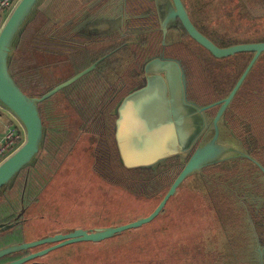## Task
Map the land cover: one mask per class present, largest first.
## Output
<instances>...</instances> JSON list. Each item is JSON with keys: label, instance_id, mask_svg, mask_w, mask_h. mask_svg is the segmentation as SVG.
Listing matches in <instances>:
<instances>
[{"label": "water", "instance_id": "1", "mask_svg": "<svg viewBox=\"0 0 264 264\" xmlns=\"http://www.w3.org/2000/svg\"><path fill=\"white\" fill-rule=\"evenodd\" d=\"M126 1L107 0L104 5H100V9H94L92 13L88 10L92 4L83 7L80 17L74 16L69 20L70 36L65 39H81L79 45L88 46L98 39L114 41L122 38V29L130 22L122 16V5ZM146 1L151 3L152 8L149 7L138 17L149 13L154 16L157 24L155 30L162 34V47L184 43V36L187 35L213 57L222 58L239 52H250V61L227 97L221 101L217 114L211 115L192 93L190 66L185 59L165 55L163 52L145 56L133 70L134 75H137L135 83L127 85L108 112L107 117L110 116L111 119L106 128L113 144V153L123 169L153 174L173 162L177 164L180 171L162 199L149 214L125 224L88 229L71 228L0 248L1 258L10 253L45 245L2 264H24L59 247L79 242H99L141 227L159 215L167 201L189 176L200 175L204 168L235 157L251 159L243 143L229 130L223 113L254 62L264 53V41L219 47L193 25L182 0ZM45 5L46 0H18L0 29V106L13 115L25 133L22 144L0 163V192L11 186L18 173L40 154L45 126L39 104L91 71H98L104 77L99 72V64L112 54L98 56L102 51L91 52L90 64L86 68L42 95L23 92L9 71V60L16 53L19 36L33 13ZM115 8L118 17L111 12ZM128 43L123 42L119 47L126 44L128 46ZM23 212L24 207L21 206L16 214L0 220V233L23 222L20 219ZM246 247V250H241L244 255L240 260L242 263L264 264V245L256 236H251Z\"/></svg>", "mask_w": 264, "mask_h": 264}, {"label": "trees", "instance_id": "2", "mask_svg": "<svg viewBox=\"0 0 264 264\" xmlns=\"http://www.w3.org/2000/svg\"><path fill=\"white\" fill-rule=\"evenodd\" d=\"M65 1L66 0H46L45 7L33 13L31 20L19 36L16 45V53L13 54L9 60V71L12 77L22 91L27 94L42 95L59 83L74 76L77 72L90 64V59L87 58L88 55L86 51L78 50L79 40L77 41L74 38L72 40L65 39L70 36L69 21H65L63 24L66 28L61 26L59 27L60 29L52 30L49 27L50 22L54 23L56 15H60V12L66 8L70 0H68L67 3ZM182 1L190 17L193 16L192 5H194V3L197 7L210 6L213 14L212 25L218 24L219 22H221L223 26L227 23L232 25L239 23L242 25V22L245 20H250L248 21V27L250 28H252L253 24L254 26L257 24V33L255 32L252 37L223 35L221 34L222 30H219L221 29L219 27L221 24L214 28L210 27L208 30H202L204 28L199 25L200 28L198 29L212 42L221 47L240 42H253L264 39V31H262V26L264 25V0H258L260 4H258L259 9L254 18V23L253 18H248L246 15L245 17L239 12V8L236 4L237 1V3L242 6V9L246 10V0ZM92 3L93 2H89V4ZM91 7L92 5L90 8ZM214 12H216V14ZM206 14H208V10ZM59 18H61V15L58 19ZM63 30L67 31L64 32ZM194 44L196 49L193 50L194 57L192 62L196 72H191V77L194 76L193 80H190L191 86L193 87V82L195 80L197 82L200 81L198 84H195L197 88L202 86L209 88L210 85V87H212V92H218L219 95L223 94L225 96L249 62L252 54L242 52L227 58H214L204 48L197 45L195 42ZM60 63L69 64L71 72L59 75L60 72L57 65ZM227 63L229 64L228 66L219 69L223 70L222 75L225 76V81L211 80V74L208 71L212 69L213 72H216L218 70H216L217 66L215 67V65H225ZM101 81L102 79L99 73L97 71H91L39 104V112L45 126V140L41 151L42 153L40 152L31 165L18 173L11 186H7L0 192V220L10 218L13 215L11 214L13 211L20 210L21 205L24 207L23 215L20 218L23 222H18L12 228L0 233V248L34 240L47 234H54V232H43V230L29 233L28 229L29 225L34 226L37 223L47 220V217L43 215L41 211H38V206L40 205L44 190L55 176H72L71 174H77L76 172L83 173L84 175L89 174L96 178L98 187L102 191L114 188L118 190V192L125 193L137 201L149 203L147 208L149 214L162 199L171 182L179 173L180 169L174 162L153 174L127 171L118 165L116 156L113 153V144L106 128L107 116H104L103 122L101 117H93L96 105L89 96L91 92H94V86L99 85ZM251 106L254 108L259 107V113L254 112ZM231 107L230 115L235 114L237 117H249L248 113H254L257 117L260 114L263 117L264 53L258 57L238 89L231 102ZM223 117L229 126L230 124L226 119L225 113H223ZM249 122L252 125H259L258 122H253L252 118ZM93 125L95 126V130L92 128ZM231 131L234 133L233 130ZM245 131H248V134L252 137L250 138L251 142L254 144L257 143V139L250 134V131L253 130ZM254 131L257 133L256 135L259 139L263 137L264 130ZM234 135L238 138L235 133ZM71 143L73 144L69 147ZM66 149H68V153L65 154L64 152ZM79 154L84 157L82 161L76 160V156L78 157ZM239 159L247 158L241 156L235 157L214 166L224 167L225 164ZM207 168L208 167L204 168L200 175L189 176L183 182V185H181L175 194L167 201L159 215L151 222L155 223L160 217H168V206L170 201L179 198L184 202V212L193 210L188 207L191 204L200 206L201 211L197 215V223L193 229L199 228L202 231L207 225L208 218L205 215L203 204L199 205L198 203L204 200V195L206 194L204 186L206 184L205 170ZM68 180L73 181L72 178ZM186 204L187 207L185 206ZM35 219L37 220L35 221ZM71 228L80 227L69 226L60 229L59 232ZM138 228L131 229V231H135ZM227 232L229 231L227 230ZM253 233L250 232V229H246L245 237L247 244L241 246L240 251L246 250L251 236L254 235ZM255 234L260 236L258 232H255ZM195 236L199 239L198 234L194 235V238ZM191 238L190 236L189 239L192 240ZM176 246L178 245L175 243L174 246L172 242L164 245L156 242V244L152 246V249H154L153 255L147 258H139L138 256L132 259L123 257L124 251H127V248H125L120 254L122 256L120 257L121 259H117L111 264H178V262H180L179 259L175 258V260H172L171 257L160 255L162 250L165 253H172V251H175ZM31 250L32 249L5 255L0 258V264L29 254L32 252ZM236 256L242 258L244 255L239 252ZM37 259L38 258L31 260V262H35ZM82 264L90 263L82 262ZM180 264H184V262L181 261ZM223 264H239V260L233 259L229 262L223 261Z\"/></svg>", "mask_w": 264, "mask_h": 264}, {"label": "flooded vegetation", "instance_id": "3", "mask_svg": "<svg viewBox=\"0 0 264 264\" xmlns=\"http://www.w3.org/2000/svg\"><path fill=\"white\" fill-rule=\"evenodd\" d=\"M67 1L68 0H66L65 2L67 3ZM106 1L107 0H70L67 3L68 5H66V8L60 12L61 18L58 19L60 15H56V17L54 18V23L50 22L49 27L52 30L60 29L59 27L64 26L63 24L65 23V21H69L74 16L80 17L82 15L81 9L83 7H87L89 2H93L92 7L88 8L89 12L92 13L94 12V9H100V5L105 4ZM246 2V10H243L242 6L237 3V1L236 4L239 8V12L244 16L246 15L248 18H253L254 23V18L256 17L259 9L258 4L260 3H258V0H246ZM192 6L193 16L189 17L193 25L199 32H201L198 29L200 28L199 25L204 28L202 30H208V28L210 29V27L214 28L215 26L221 24L219 26L221 29L219 30H222L221 34L223 35L243 37L253 36H245L238 32H232L233 29L237 30L239 28H250L248 27V21L250 20L243 21L242 25H240L239 23L236 25L227 23L223 26L221 22L212 25L213 14L210 6L197 7L195 3ZM122 7V16L130 21L129 23H126L125 29H122V33L120 36L124 37L121 39H117L120 40L117 43H106L105 46L108 45V47L104 50H96L102 51V53L98 56L112 52L109 57L101 61V63L99 64L102 69L103 67L105 68L109 66V72L104 71V77L99 74L102 81L99 85L94 86L93 91L95 93L91 92L89 96L92 102L96 105L93 117H101L102 122L104 116H107L108 112L112 109L121 94L125 91L127 85L131 86L135 83L137 75H134L133 70L145 56L163 52L165 55L180 57L187 61V64L190 66L192 73L196 72L194 64L192 62L194 57L193 50H195L196 48L194 47L195 45L192 44L194 42L190 39V37H188L187 35L184 36V43H172L170 45L162 47V34L161 32L155 30L157 24L154 16L148 14L138 17L139 15L146 12L149 7L152 8L151 3L147 2L146 0H127L125 5H122ZM207 10L208 14H206ZM116 11L117 8H115V10H112L111 12L115 14V17H118V13ZM214 13L216 14V12ZM256 27L257 24L255 26L254 24L252 25V28H254L253 33H255V31L257 33L258 27ZM64 28H66V26H64ZM262 28V31H264V25L262 26ZM63 31L66 32L67 30ZM77 40H79L78 44L82 42L81 39ZM126 41L129 42L128 46L126 44L125 46L119 47L120 44ZM261 41H264V39ZM87 49L88 48H86V46L84 45H78V50H84L87 53ZM228 65V63L225 65H215V67L217 66L216 70L218 71L213 72V70L210 69L208 71L211 74L210 79H214L216 81L218 80L221 82L225 81V76L222 75L223 70L219 69ZM193 78L194 76L191 77L192 80ZM199 82L200 81L197 82L196 80L193 82L192 93L195 97H198L197 99L201 101V103L206 106L207 111L211 115L217 114L219 108L222 105L221 101L227 97L229 92L234 87L235 83L231 87L229 92L224 96L223 94L219 95L218 92H212V87H210V85L209 88L205 86L206 89L203 86L197 88L195 84H198ZM234 96L225 108L224 113L226 114V119L230 124V130H233L234 133L238 136L239 140L242 141L246 151L249 153L252 160L239 159L225 164L224 167L212 166L208 167L205 170L206 184L204 186V189L206 194L204 195V198L209 201L210 204L214 207V210L212 212L214 216L212 217L209 215L206 225V227L209 226L206 230L208 231L209 237L207 241L212 244L214 242L217 243L221 241L225 243L229 242L231 246L241 247L247 244L245 233L246 229H250V232H254V236H256L260 243L264 245V135L263 137H261V139H259L256 135L257 133H255L254 131L264 130V115L263 117L261 114L257 117L254 113H248L249 117H237L235 116V114L230 115V111L232 109L231 102L233 101ZM253 106H251L252 110L256 113H259L260 108H254ZM251 118L253 119V122L256 121L259 125H252L249 122ZM110 119V116L107 117L106 124H109ZM92 128H94L95 130L94 125L92 126ZM245 130H253L250 131V134L257 139V143L254 144L251 142L250 138L252 137L248 134V131L246 132ZM212 219H215L216 222H211ZM227 230L231 233H227ZM255 232H258L260 236H257ZM205 236H207V232L203 234V237Z\"/></svg>", "mask_w": 264, "mask_h": 264}, {"label": "rangeland", "instance_id": "4", "mask_svg": "<svg viewBox=\"0 0 264 264\" xmlns=\"http://www.w3.org/2000/svg\"><path fill=\"white\" fill-rule=\"evenodd\" d=\"M8 12L6 11V13ZM253 29L239 28L237 30L233 29L232 32L250 36L254 35ZM99 40L86 46L89 57L91 52L93 53L97 52V49L104 50L107 48L108 45L105 46L106 43H117L120 41L117 39L114 41ZM57 67H59V75L71 72V67L67 63H60ZM189 70L191 80V68ZM64 153H68V149ZM80 154L78 157L76 156V160L82 161L84 157ZM76 173L71 174L72 176H55L51 181L44 190L40 205L38 206V211H41L47 217V220L37 223L34 226L29 225V233H35L40 230H43V232L58 233L60 229L69 226L88 229L121 225L148 214L147 208L149 203L137 201L125 193L118 192L114 188L102 191L98 187L96 178L89 174ZM71 178L73 181L68 180ZM198 204H203L207 218H209V215L214 216L212 213L214 207L209 201L204 198ZM183 206L184 202L179 198H175L170 201L168 206L169 216L166 218L160 217L155 223H147L135 231L127 230L121 235L100 242H79L59 247L39 257L35 262L28 261L24 264H82V262H89L90 264H111L117 259H121L120 257L122 256L120 254L125 248H127V251H124V258L132 259L138 256L139 258L150 257L154 253L152 246L156 242L162 245L172 242L174 246L176 243L178 246L175 247V251H172L173 254L165 253L162 250L160 255L171 257L172 260L177 258L180 262H184V264H223V261L229 262L233 259L239 260V264H244L240 261L241 258L236 256L239 252L241 253L239 246H230L229 242L225 243L223 241L214 242L213 244L208 242L209 237L208 231L206 230L209 226L205 227L203 231L199 228L193 229L197 223V215L201 211L200 206L191 204L188 207L193 210L186 212H184ZM185 206L187 207V204ZM17 212L18 210L13 211L11 214L14 215ZM211 222H216V220L212 219ZM205 232H207V236L203 237ZM197 234L199 235V239L196 236L194 238V235ZM190 236L192 240L189 239ZM44 246L35 247L31 251L33 252Z\"/></svg>", "mask_w": 264, "mask_h": 264}, {"label": "built area", "instance_id": "5", "mask_svg": "<svg viewBox=\"0 0 264 264\" xmlns=\"http://www.w3.org/2000/svg\"><path fill=\"white\" fill-rule=\"evenodd\" d=\"M18 0H0V29L3 24L1 17L3 12L10 11ZM24 129L21 124L16 121L15 124H9L0 141V163L12 154L24 141Z\"/></svg>", "mask_w": 264, "mask_h": 264}, {"label": "crops", "instance_id": "6", "mask_svg": "<svg viewBox=\"0 0 264 264\" xmlns=\"http://www.w3.org/2000/svg\"><path fill=\"white\" fill-rule=\"evenodd\" d=\"M18 2V1H17ZM8 14H9V12L8 13H6V11H5V13L2 15V17H1V21H5V19L7 18V16H8ZM124 37V36H123ZM122 37V38H123ZM121 39V38H120ZM127 42V41H126ZM98 69H99V72H101L102 74L104 73V71H108L109 72V66H107V67H103V69L99 66L98 67ZM16 123V119L13 117V115H11L6 109H4L3 107H1L0 106V141H1V139H2V137H3V134H4V132H5V130H6V128H7V126L9 125V124H15Z\"/></svg>", "mask_w": 264, "mask_h": 264}]
</instances>
